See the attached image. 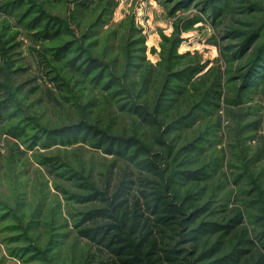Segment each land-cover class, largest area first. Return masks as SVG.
<instances>
[{"label": "rangeland", "instance_id": "rangeland-1", "mask_svg": "<svg viewBox=\"0 0 264 264\" xmlns=\"http://www.w3.org/2000/svg\"><path fill=\"white\" fill-rule=\"evenodd\" d=\"M5 1L0 0V82L12 86V101L3 103L11 108L9 114L16 108L32 117L33 124L53 131L86 122L90 131L42 134L31 147L36 132L27 123L18 129L24 135L15 137L7 129L13 121L0 119V264L85 262L89 243L76 234L69 212L74 214L88 204L81 205L74 198L80 181L73 171L65 176L61 172L82 169L98 183L112 164L115 173L111 176L125 169L128 156L139 148L133 142L127 157L117 156L106 152L108 140L97 147L101 135L142 141L154 156L162 154L156 161L163 170L174 164L183 168L180 164L187 162L184 169L190 172L184 175L190 178L175 189L177 200L185 202L184 208H192L187 212L201 211L196 220L183 222L177 241L181 258L190 264H216L219 258L247 249L237 264H257L264 254V57L249 75L243 100H236L240 76L255 56L253 49L264 43V0H212L215 10L203 4L208 0H11L15 9H7ZM31 2L63 19L72 30L63 32L59 27L48 38L37 26L28 29L26 23L32 17L26 10ZM190 21L193 24L184 28ZM255 28L259 37L243 54L242 34ZM176 29L181 30L176 54L183 58H167L173 64L167 69L160 65L167 62L163 54H170L172 48L165 39L172 40ZM98 39L97 45L94 40ZM66 45V57L58 58L57 49ZM88 56L103 66L102 84L113 76L109 64L113 74L122 77L131 70L135 72L132 79H137L135 67L144 57L153 84L146 91L137 90L139 84L130 90L141 106L154 110L157 105L156 118L146 121L126 109L118 110L108 91L85 80L77 67ZM74 57L75 63L67 62ZM183 69L190 74L183 79L187 80L183 87L189 89L185 87L187 91L169 106L164 99L167 91L162 90L164 75L170 70L169 80H180L177 70ZM218 78L219 107H194ZM120 81L128 86L134 83L114 80L111 89L116 90ZM215 97L214 93L209 100ZM117 98L123 103L130 99L126 93ZM193 107L191 116L178 121ZM191 143L192 150L185 152ZM185 196H196L197 201L186 202ZM240 213L241 223L226 234L227 224ZM203 222L207 224L202 226ZM18 236L23 238L13 240ZM52 239L56 240L53 246ZM29 243L48 250L45 261L36 257L38 252L13 251ZM26 256L32 260L25 261Z\"/></svg>", "mask_w": 264, "mask_h": 264}, {"label": "trees", "instance_id": "trees-1", "mask_svg": "<svg viewBox=\"0 0 264 264\" xmlns=\"http://www.w3.org/2000/svg\"><path fill=\"white\" fill-rule=\"evenodd\" d=\"M5 6L7 9H15L17 5L13 6L11 0L5 1ZM214 2L212 0L205 1L203 4H209L212 10ZM12 7V8H11ZM29 18V22L26 23L28 29L33 27H38L40 34L45 35L46 37H52L49 34L51 31L55 32V29L59 27L64 30L70 29L67 22L62 21L63 19L56 17L55 15H50L47 11H42L35 6L34 2L28 3V9L26 10ZM19 15V14H18ZM45 21L43 24H39V21ZM75 23L79 20L74 18ZM191 21L188 22L184 28L190 26ZM44 25V26H43ZM72 30V28H71ZM181 30L176 29V33L172 40L168 38L165 39L166 42L172 44V48L168 50L170 54L164 55L163 59L167 61L168 59L174 58L175 60H181L183 56L176 54V49L180 41ZM259 28H255L249 32H243L242 41H241V52L246 54L252 45L255 43L256 39L259 37ZM100 39V38H99ZM94 42L98 45V42ZM68 45L62 46L57 49L55 55L62 59L66 57V52L68 51ZM252 55L254 56L248 63L244 73L240 76L242 82L239 92L237 94V100L239 103L243 100V95L247 91V84L250 82L249 75L253 73L255 68L258 66L261 59L264 57V43L261 46H255L253 49ZM174 56V57H173ZM83 57L80 58V61ZM99 61V60H98ZM96 58L88 56L82 64L80 63L77 67L84 77H81L85 80L93 81L95 86H101L104 90L108 91L112 96V100L115 103L117 109L123 111L128 110V113L138 114L144 117L147 121V118L155 117L157 105L154 110L150 109L148 106H141V102L136 101L130 86L139 84L140 89H137L141 92V89L144 88L145 91L149 89V86L153 84L152 78L149 76L148 71L144 67L146 59L143 57L139 60V66H136V72H138L137 79H132L135 72L128 74L126 72L122 77L117 76L115 71L110 69L111 77L110 82H104L102 84V79L104 78V73L102 71V65L98 62ZM70 64L76 62V58H72L67 61ZM143 64V65H142ZM85 65V66H84ZM160 65L170 68L173 64L169 65L168 61L163 63L160 62ZM97 68L99 72H95ZM192 68V67H191ZM189 68L188 70H192ZM203 67H201L202 69ZM131 69V63H130ZM151 70H154V66H150ZM177 70L180 80H169L171 77L169 72H166L164 75L162 90L167 91L164 96L165 101L170 105H174L178 101V94H184L187 90L183 87V83L186 84L187 80H183L185 76L190 74H185V71ZM196 70H198L196 68ZM195 71V70H194ZM193 73V72H191ZM169 74V75H168ZM59 73H55V78L59 77ZM131 76V78H130ZM134 82L132 84L126 85L124 82L119 83V87L116 90L111 89V84L115 85L117 80H130ZM115 80V82H113ZM174 82V85H169ZM124 85V86H123ZM192 84H190L191 86ZM220 78L213 80L212 85H209V88L205 90V93L201 96L200 102H197L194 107L200 106L205 109L208 105L211 108L219 107V95L220 92ZM9 84H4L0 82V119L1 121L6 120L13 121L8 123V133L12 134L15 137H21L24 135V132H18V129L22 128L24 123L28 124V127L31 131L36 132L33 137L31 147H34L37 140L35 138H41L42 134L45 135H55L61 131L65 133H77L78 131H85L89 134L90 126L86 122L75 124L72 129L68 130L67 128H62L61 130H50L44 125L32 123L33 118L22 112L13 110L9 114L8 106L4 105L6 101H12V91ZM136 87V86H135ZM187 88V87H186ZM17 89V88H16ZM189 89V88H187ZM9 90V91H8ZM161 91V93H163ZM10 94L8 95V93ZM126 93L130 99L129 102L123 103L117 97L121 94ZM216 94L215 100H209L211 95ZM240 97V98H239ZM135 101H133V99ZM158 105L162 104L163 101H160ZM191 108L187 115H183L178 121H183L194 113V109ZM7 109V113L4 112ZM15 119V120H11ZM153 119V118H151ZM154 120V119H153ZM25 133L27 131L25 130ZM86 134V135H87ZM99 134V133H98ZM31 137V136H30ZM109 143H107V141ZM198 141V140H197ZM136 142L139 144V148L133 155H126L127 148H130L132 143ZM104 143L108 144L106 152H113L117 156L129 157L127 159L128 164L121 171H117L118 174L111 176L115 173L114 166L112 164L110 169H108L102 176L101 180L98 183L91 178L90 174H86L82 169L79 171L67 168L61 172L64 176L69 172L73 171L76 180L80 181L77 185L79 193L74 194L76 201L81 203V205L88 204L87 207L82 208V210L77 211L72 214L69 212V216L74 221V228L76 234L79 238L86 240L89 243V246L84 253L85 262L83 264H190L186 259L181 258V253L178 252L179 249L177 245L179 242L178 238L181 235L184 224L192 222L193 219L200 215L201 209H196L194 211H189L191 207H185V202L178 203L177 191L175 189L179 188L181 183L187 181L190 177L184 175V173L190 172L187 169H184V165H187V162H184L180 165H183V168H180L178 164H174L173 168H166L163 170L160 165L157 163L156 159L162 157L161 153H158L154 156L152 150L145 146V144L136 140L132 137H116L106 138L101 135L100 139L97 142V147H101ZM197 143V142H196ZM191 143L188 147L184 148L186 150H192ZM134 145V144H133ZM192 151L191 153H194ZM181 153V152H180ZM183 153V152H182ZM141 155H145L144 158H140ZM167 158V157H166ZM170 158V156H168ZM46 162L48 159L45 160ZM64 167V166H63ZM203 170V169H202ZM199 170L196 172L195 177L200 178L199 173L202 171ZM121 171V172H120ZM194 178V177H193ZM178 185V186H177ZM177 186V187H176ZM186 202H196V196H185ZM209 205L207 204L205 208L207 209ZM184 215L185 218H182L181 215ZM241 213L230 220L227 224V231L231 233L237 224L241 223ZM207 224L203 222L202 226ZM211 226L216 227V224H211ZM261 236H264V230L261 233ZM22 236L13 237V240H20ZM29 240V239H28ZM56 243L55 239H52L50 245L53 246ZM13 251L16 253H22V255H28L30 252H38V257L41 261H45L44 254L48 251H43L40 247L33 246L32 243L24 245L23 247L18 246L13 248ZM249 250L244 249L238 252L236 255H229L226 257L219 258L216 264H237L240 261L241 256L244 257ZM210 253V252H209ZM232 254V253H230ZM41 255V256H40ZM205 255V254H204ZM231 256V258H229ZM34 256H32L33 258ZM228 259V260H227ZM25 261H31V257L26 256ZM34 260H36L34 258ZM44 264V263H43ZM257 264H264V254H261V257L257 260Z\"/></svg>", "mask_w": 264, "mask_h": 264}]
</instances>
